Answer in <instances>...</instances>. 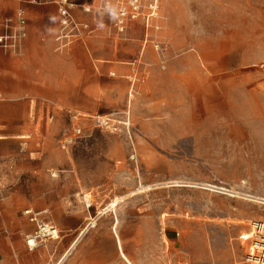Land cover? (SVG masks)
<instances>
[{
	"label": "rangeland",
	"instance_id": "1",
	"mask_svg": "<svg viewBox=\"0 0 264 264\" xmlns=\"http://www.w3.org/2000/svg\"><path fill=\"white\" fill-rule=\"evenodd\" d=\"M86 1L104 25L94 37L57 51L54 9L29 15L33 30L19 55L0 53V130L26 127L17 143L0 135L11 151L1 222L43 189L64 193L89 226L66 264H129L122 252L132 264H256L264 240L253 226L264 225V0H145L124 32L117 13L100 12L102 0ZM151 2L157 16L148 28ZM74 115L84 136L64 148ZM40 161L44 177L29 179Z\"/></svg>",
	"mask_w": 264,
	"mask_h": 264
},
{
	"label": "crops",
	"instance_id": "2",
	"mask_svg": "<svg viewBox=\"0 0 264 264\" xmlns=\"http://www.w3.org/2000/svg\"><path fill=\"white\" fill-rule=\"evenodd\" d=\"M94 4L96 0H93ZM77 5L76 15L81 22L88 23L91 27L92 34H89L84 40L90 39L98 32L99 27L96 22V14L92 8L86 7L88 2L86 0H72ZM18 4L19 8L7 14L4 11L5 6H13ZM101 4V2L99 1ZM23 8L27 13L28 18V40L32 32V26L29 21V15L38 14L42 15L44 11H51L58 9L55 5L46 6H32L25 3V0H0V9L5 17H15L18 10ZM82 8L91 9V13L86 14ZM93 11V12H92ZM59 16V13H58ZM60 29V16L59 25L55 33L54 40L58 35ZM45 42V40H43ZM1 96V94H0ZM133 95L130 96V99ZM27 112L24 111L22 119L25 122L31 120V107L26 100L23 103ZM0 130V135L7 137L3 141L19 142L23 136V131L26 129L15 128V131ZM12 139V140H11ZM46 152V150H44ZM11 156L10 145L0 143V179H3V172L7 166L6 160ZM46 163L39 162L35 166L30 165L29 179H42L44 171H46ZM7 179V178H6ZM64 193H58L56 196L48 195V192L39 189L36 192L29 193L23 202L19 200L13 208L8 210L7 219L5 222L0 220V264H66V261L72 257L74 252L85 244L88 236V226L85 225V217L79 211L77 206L68 207L65 204ZM29 198V201H28ZM88 210V209H87ZM29 213V214H28ZM37 219L38 223L33 221ZM40 222L52 225L58 232L59 239H45L37 245L34 251H30L27 241L30 237L35 235L38 231V224ZM118 244V242H117ZM120 250V246H119ZM123 253V252H122ZM122 256V254H121ZM123 258V257H122Z\"/></svg>",
	"mask_w": 264,
	"mask_h": 264
},
{
	"label": "built area",
	"instance_id": "3",
	"mask_svg": "<svg viewBox=\"0 0 264 264\" xmlns=\"http://www.w3.org/2000/svg\"><path fill=\"white\" fill-rule=\"evenodd\" d=\"M144 2L145 0H102L100 12H107L106 6L111 5L118 16L116 27L120 32H124L127 22L137 20L143 14ZM25 3L32 6L55 5L57 7L60 16V29L55 38L57 51H65L73 43L83 41L89 34H92L90 25L78 20L75 13L78 7L72 0H25ZM156 5L157 2H151L149 4L150 15H144L148 28L152 27L150 20L157 16ZM82 10L86 14L91 13V9L82 8ZM27 39L28 18L26 11L21 8L15 17H5L0 9V53L19 55ZM72 119L77 123L73 129V137H67L64 141V148L72 144L75 141L74 138L78 139L84 136V130L79 124V116L74 115ZM102 124L101 121H98L99 126ZM86 208L91 209L92 205L86 202ZM33 221L38 223L35 218ZM45 239H59V235L52 225L40 222L38 231L27 241L29 250L34 251L37 245Z\"/></svg>",
	"mask_w": 264,
	"mask_h": 264
},
{
	"label": "bare ground",
	"instance_id": "4",
	"mask_svg": "<svg viewBox=\"0 0 264 264\" xmlns=\"http://www.w3.org/2000/svg\"><path fill=\"white\" fill-rule=\"evenodd\" d=\"M124 198V197H123ZM116 205H117V202H114L109 208H111V207H116ZM109 209H104L103 211H101V213H100V215H105L106 213H107V211H108ZM112 210V209H111ZM110 211V210H109ZM106 212V213H105ZM96 219L93 221V223H91L90 224V226H96ZM258 224H255V225H253L254 226V229H255V231H254V233H256L257 234V230H260V232L261 233H263L264 232V225H262V226H257ZM88 229H89V226L87 227ZM253 235L254 234H252V233H250V234H246L245 233V235H244V239L245 240H250V239H252V237H253ZM257 242V241H256ZM255 249H257L259 252L261 251L262 253H260L261 255L260 256H256V257H252L251 258V261L253 262V263H256V264H264V240H260V241H258V244H256V246H255ZM122 257H123V259H125L129 264H132L131 262H130V260L124 255V253H122Z\"/></svg>",
	"mask_w": 264,
	"mask_h": 264
},
{
	"label": "clouds",
	"instance_id": "5",
	"mask_svg": "<svg viewBox=\"0 0 264 264\" xmlns=\"http://www.w3.org/2000/svg\"><path fill=\"white\" fill-rule=\"evenodd\" d=\"M106 11L109 13L110 18L114 19L116 17V10L111 5L106 6ZM98 26L102 28L104 25L101 23Z\"/></svg>",
	"mask_w": 264,
	"mask_h": 264
}]
</instances>
